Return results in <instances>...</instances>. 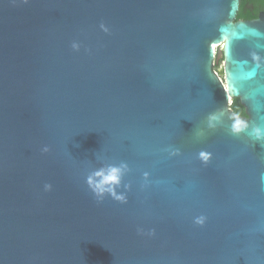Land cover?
<instances>
[{
	"label": "water",
	"instance_id": "1",
	"mask_svg": "<svg viewBox=\"0 0 264 264\" xmlns=\"http://www.w3.org/2000/svg\"><path fill=\"white\" fill-rule=\"evenodd\" d=\"M240 1L0 0V264H264V15ZM121 161L126 202H98L87 175Z\"/></svg>",
	"mask_w": 264,
	"mask_h": 264
},
{
	"label": "clouds",
	"instance_id": "2",
	"mask_svg": "<svg viewBox=\"0 0 264 264\" xmlns=\"http://www.w3.org/2000/svg\"><path fill=\"white\" fill-rule=\"evenodd\" d=\"M27 2V0H25ZM104 31H108L104 25H101ZM72 47L74 49H78L79 45L77 43H73ZM220 119V117L216 113H209L207 116V126L208 128H215L216 122ZM249 128V125L242 119L239 118V114H235V118L233 119V123L231 125L230 131L232 134L237 135L241 132L246 131ZM250 135L255 136L256 139H264V128L259 126L253 127L251 129ZM42 151L47 152L49 148L45 146ZM179 153V149H172L171 155H177ZM210 153L205 151H201L199 153V157L202 158L204 161L209 159ZM129 170V166L126 162L121 161L120 163H108L103 165L99 168L92 170L86 177V182L89 188L92 190L93 194L95 195L97 201H102L105 194L111 195L114 199L126 202V195L124 192H117V189L122 185V179L125 173ZM149 175L148 172H144L143 176L147 177ZM264 180V175L261 177ZM123 187L128 189L130 186L128 184H124ZM51 189L50 184L44 185V190L48 191ZM206 217L203 215L200 217L195 218V223L199 225H204ZM137 231L139 233H143L142 228H138ZM149 236L155 234V230H150L147 233Z\"/></svg>",
	"mask_w": 264,
	"mask_h": 264
},
{
	"label": "flooded vegetation",
	"instance_id": "3",
	"mask_svg": "<svg viewBox=\"0 0 264 264\" xmlns=\"http://www.w3.org/2000/svg\"><path fill=\"white\" fill-rule=\"evenodd\" d=\"M241 5L245 8L246 13L249 16L241 17L237 19ZM239 11L236 15L237 20H254L260 17V15H264V0H241L238 7Z\"/></svg>",
	"mask_w": 264,
	"mask_h": 264
},
{
	"label": "trees",
	"instance_id": "4",
	"mask_svg": "<svg viewBox=\"0 0 264 264\" xmlns=\"http://www.w3.org/2000/svg\"><path fill=\"white\" fill-rule=\"evenodd\" d=\"M240 9L241 10L239 12V15H238L237 19H240L241 17H244V16H249L246 13V10H245V8H243L242 5H241ZM215 68H216V65H215ZM230 108L235 114H239V116L245 115L244 107L240 104L238 99H233L232 100V103L230 104Z\"/></svg>",
	"mask_w": 264,
	"mask_h": 264
},
{
	"label": "rangeland",
	"instance_id": "5",
	"mask_svg": "<svg viewBox=\"0 0 264 264\" xmlns=\"http://www.w3.org/2000/svg\"><path fill=\"white\" fill-rule=\"evenodd\" d=\"M217 48L218 47H215V51H217ZM216 65V68L214 66V69L218 70V69H221L223 67V64H222V58H218V61L217 63H215ZM232 103V101H230V104Z\"/></svg>",
	"mask_w": 264,
	"mask_h": 264
}]
</instances>
